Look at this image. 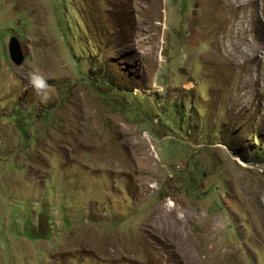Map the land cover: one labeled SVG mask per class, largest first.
I'll return each mask as SVG.
<instances>
[{
	"label": "rangeland",
	"instance_id": "obj_1",
	"mask_svg": "<svg viewBox=\"0 0 264 264\" xmlns=\"http://www.w3.org/2000/svg\"><path fill=\"white\" fill-rule=\"evenodd\" d=\"M0 264H264V0H0Z\"/></svg>",
	"mask_w": 264,
	"mask_h": 264
},
{
	"label": "clouds",
	"instance_id": "obj_2",
	"mask_svg": "<svg viewBox=\"0 0 264 264\" xmlns=\"http://www.w3.org/2000/svg\"><path fill=\"white\" fill-rule=\"evenodd\" d=\"M24 79L26 81V85L31 87L33 93L41 100V102L48 99V85L46 84L45 78L37 69L27 71Z\"/></svg>",
	"mask_w": 264,
	"mask_h": 264
},
{
	"label": "water",
	"instance_id": "obj_3",
	"mask_svg": "<svg viewBox=\"0 0 264 264\" xmlns=\"http://www.w3.org/2000/svg\"><path fill=\"white\" fill-rule=\"evenodd\" d=\"M9 53L12 61L19 65L24 60V55L17 37L12 36L9 40Z\"/></svg>",
	"mask_w": 264,
	"mask_h": 264
}]
</instances>
